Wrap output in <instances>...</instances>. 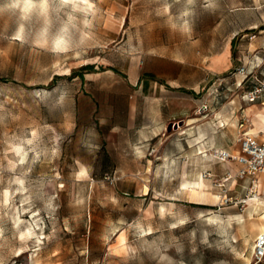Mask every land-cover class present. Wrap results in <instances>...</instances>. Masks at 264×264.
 Segmentation results:
<instances>
[{
	"label": "rangeland",
	"instance_id": "1",
	"mask_svg": "<svg viewBox=\"0 0 264 264\" xmlns=\"http://www.w3.org/2000/svg\"><path fill=\"white\" fill-rule=\"evenodd\" d=\"M263 42L264 0H0V264H246L264 204L214 148L238 145L243 115L262 127V101L213 96L242 90L230 71ZM144 73L206 94L188 100L207 150L177 142L186 115L160 128L148 110L136 152Z\"/></svg>",
	"mask_w": 264,
	"mask_h": 264
},
{
	"label": "crops",
	"instance_id": "2",
	"mask_svg": "<svg viewBox=\"0 0 264 264\" xmlns=\"http://www.w3.org/2000/svg\"><path fill=\"white\" fill-rule=\"evenodd\" d=\"M254 59H262V56L255 54ZM230 66H232V64L228 65L224 69H220L219 67V70L222 72L224 70L226 71L230 68ZM130 83L132 86H134V84L139 85V89L143 92L142 97H129V125L135 131V135H137L132 137L131 141L136 143V152H141L142 150V146L139 143L148 139V137L145 135L147 123L144 121V119L147 117L148 110H150V112L152 110L149 115L151 118L155 119L154 126L156 125V127L160 128L167 125L172 118L180 115H186L187 120L185 121L184 126H181L180 128L187 134V136L183 139H178L177 142H183V144H187L189 147H193V149H195V145H198V148L201 149L200 152L207 150V148L211 146V134L212 132H215L213 129L214 124H212L209 120L198 123L197 116L193 115L195 112V107L201 100L200 97H207L205 93L198 94L199 90L196 89L195 85L187 86L177 81L176 78L171 80L167 78L163 79L158 75H151L149 73H144L135 80L131 79ZM198 86H200V83ZM189 88H191V90H188ZM202 88H204V86H202ZM227 88L230 89L231 87L227 85ZM187 91H190L192 96H187V94H189ZM234 91L235 92L231 93V95H227L225 88L222 87L221 90L218 91V93H216L213 97H217V94H219L218 97H244L242 94L244 89H235ZM188 97H198V103L195 99L189 101ZM261 97L264 98V93L261 95ZM231 102L234 103L233 100ZM145 104L149 106L145 107ZM217 113L218 112H216V114ZM229 113H236V108L230 106ZM180 128H178V130H180ZM256 131L264 132V125ZM216 147H225L237 150L239 148V144L232 147L226 145L225 143L219 142L218 146Z\"/></svg>",
	"mask_w": 264,
	"mask_h": 264
},
{
	"label": "built area",
	"instance_id": "3",
	"mask_svg": "<svg viewBox=\"0 0 264 264\" xmlns=\"http://www.w3.org/2000/svg\"><path fill=\"white\" fill-rule=\"evenodd\" d=\"M231 76H242V80L237 84L244 89L243 96L248 101H256L260 99L264 101L261 95L264 93V61L262 63L242 64L232 71ZM217 78H221L219 75ZM218 88L216 87L215 90ZM214 92V90L212 91ZM211 102L205 99L198 106V113H207L210 110ZM250 119L243 115L239 120V133L237 141L239 148L233 150L225 147H215L214 156L218 160H233L238 166L235 171V179H250V191L256 184L257 175L264 173V136L259 131L251 130L249 124ZM209 172L204 171V176ZM246 264H264V228H262L255 236L250 260Z\"/></svg>",
	"mask_w": 264,
	"mask_h": 264
},
{
	"label": "bare ground",
	"instance_id": "4",
	"mask_svg": "<svg viewBox=\"0 0 264 264\" xmlns=\"http://www.w3.org/2000/svg\"><path fill=\"white\" fill-rule=\"evenodd\" d=\"M69 1V0H67ZM256 108L248 107V111L251 110H257L256 113L259 117V119L264 124V101L261 102V106H257V104H253ZM251 130H254L251 128ZM234 172L232 168V173ZM205 185V179L204 177H201L200 180L195 181V184H191L188 188L191 190H197L198 188L203 189V186ZM264 182L262 180V174H259L256 179V184L253 186L252 190H254L253 193H249V195L244 199L246 202H249L250 205L257 207L258 204L262 205L264 204ZM240 217V216H239ZM264 228V225H260L259 230ZM253 248V244H252ZM251 257L248 258V261ZM247 261V262H248Z\"/></svg>",
	"mask_w": 264,
	"mask_h": 264
},
{
	"label": "trees",
	"instance_id": "5",
	"mask_svg": "<svg viewBox=\"0 0 264 264\" xmlns=\"http://www.w3.org/2000/svg\"><path fill=\"white\" fill-rule=\"evenodd\" d=\"M83 68H84V67L80 68V69L78 70V72H81V73H82V72H83ZM76 72H77V71H73V74L76 73ZM78 74H79V73H78ZM2 79H5V78H4V77H3V78L1 77L0 80H2Z\"/></svg>",
	"mask_w": 264,
	"mask_h": 264
},
{
	"label": "water",
	"instance_id": "6",
	"mask_svg": "<svg viewBox=\"0 0 264 264\" xmlns=\"http://www.w3.org/2000/svg\"><path fill=\"white\" fill-rule=\"evenodd\" d=\"M181 122H182V121H181ZM176 124H177V125L180 124V121H179V122H175V125H176Z\"/></svg>",
	"mask_w": 264,
	"mask_h": 264
}]
</instances>
